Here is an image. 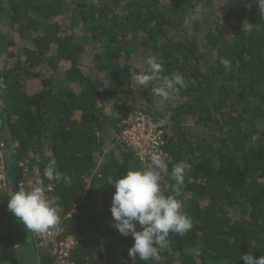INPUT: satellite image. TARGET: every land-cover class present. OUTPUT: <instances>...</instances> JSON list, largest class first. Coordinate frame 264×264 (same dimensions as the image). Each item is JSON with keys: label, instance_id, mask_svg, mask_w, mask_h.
<instances>
[{"label": "trees", "instance_id": "16d2710c", "mask_svg": "<svg viewBox=\"0 0 264 264\" xmlns=\"http://www.w3.org/2000/svg\"><path fill=\"white\" fill-rule=\"evenodd\" d=\"M197 6L205 11L189 21ZM0 11L7 86L0 118L13 158L6 161L8 193L19 181L43 179L52 158L72 178L69 185L44 180L63 209L45 250L8 211L7 192L0 195V264H34L35 257L60 264L54 251L68 237L70 264H245L243 253L264 255L258 0H0ZM244 21L250 32L243 33ZM150 55L163 60V74L179 71L187 85L162 109L151 95L159 81L143 89L134 80ZM225 58L228 69L220 63ZM139 111L165 121L164 157L191 164L179 199L192 228L170 233L169 247L147 262L129 256L133 238L112 227L110 211V183L146 166L116 140L122 120ZM168 168L161 176L166 194L175 185Z\"/></svg>", "mask_w": 264, "mask_h": 264}, {"label": "clouds", "instance_id": "9594fccd", "mask_svg": "<svg viewBox=\"0 0 264 264\" xmlns=\"http://www.w3.org/2000/svg\"><path fill=\"white\" fill-rule=\"evenodd\" d=\"M258 8L264 13V0H258ZM205 10L197 6L194 13L188 17L189 21L195 20L197 15ZM251 25L244 21L243 33L250 32ZM147 68L134 76L135 83L143 89H148L153 81L159 83L152 85L151 95L155 98L157 109H162L165 102L172 94L185 88L184 75L177 71L170 75L164 73V62L155 55L146 58ZM220 63L228 69L230 61L221 59ZM164 120L156 123L163 125ZM171 164V178L175 181L172 193L166 194L161 189V176L169 172ZM191 169V164L186 160L174 161L171 156L164 157L154 154L151 163L140 167L131 168L120 178L114 179L115 192L112 196L110 211L113 218L112 227L121 235L133 238V244L128 249L130 257L149 261L158 258L159 253L169 247V235L175 233L185 235L192 228V220L183 211L181 196L186 173ZM44 180L62 181L71 184L72 178L67 173L58 169L57 161L52 158L44 167L43 179L25 185L19 184L18 190L7 192V209L26 229L35 233H45L49 229L59 230L61 213L60 198H51L47 195ZM139 224L140 229H137ZM241 258L245 264H264V255L254 257L251 252L243 253Z\"/></svg>", "mask_w": 264, "mask_h": 264}, {"label": "built area", "instance_id": "2783aa9c", "mask_svg": "<svg viewBox=\"0 0 264 264\" xmlns=\"http://www.w3.org/2000/svg\"><path fill=\"white\" fill-rule=\"evenodd\" d=\"M6 82L3 76L0 75V110L2 109L3 102L1 96L6 90ZM1 115V113H0ZM124 127L121 132L116 136L119 143L125 144L135 151L136 156L142 164L147 165L151 163V157L154 154L165 155L164 146V127L163 125L156 126L157 121L146 114L145 112H137L124 118L122 121ZM2 121L0 118V195L8 191V183L10 178V171L7 167L6 154L9 151L7 140L4 136ZM23 181L18 182L19 184ZM24 183V182H23ZM57 230L49 229L45 233H36L40 240L44 238H53L56 236ZM74 239L68 237L63 241L57 243L54 255L60 264H70L69 250L73 246Z\"/></svg>", "mask_w": 264, "mask_h": 264}, {"label": "rangeland", "instance_id": "374dc122", "mask_svg": "<svg viewBox=\"0 0 264 264\" xmlns=\"http://www.w3.org/2000/svg\"><path fill=\"white\" fill-rule=\"evenodd\" d=\"M6 4H7V3H5V6H6ZM1 15H2V11H0V17H1ZM2 26H3V23H2ZM17 35H18V34H17ZM90 57H91V54H88L87 57H86L85 59H90ZM5 60H6V59H3V61H5ZM10 61H11V59H10ZM10 61H9V62H10ZM9 62H8V63H9ZM8 63H7V64H8ZM61 64H62V62H61ZM43 73H48L47 68H45V69L43 70ZM27 91L29 92V91H32V90H31V88L27 87ZM122 121H123V120H122ZM12 160H13V158L10 157L9 154L6 155V161H7V162H11ZM6 161H5V162H6ZM8 188H9V187H8ZM7 192H8V191H7ZM33 235H34V236H33L34 239H36V241H37V243H38V244H37V247H36L38 250H41V249H44V250H45V248H47V247L49 246V244H48L49 241H46V240H48V239H46L45 241H44V239L40 240L39 237H38V234H36L35 232H33ZM42 251H43V250H42ZM35 258H36V260L34 259V261H33L34 264H39V259H38V257H35Z\"/></svg>", "mask_w": 264, "mask_h": 264}]
</instances>
